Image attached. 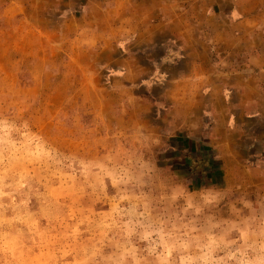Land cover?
<instances>
[{
    "label": "rangeland",
    "instance_id": "1",
    "mask_svg": "<svg viewBox=\"0 0 264 264\" xmlns=\"http://www.w3.org/2000/svg\"><path fill=\"white\" fill-rule=\"evenodd\" d=\"M96 2L0 0V264H264V173L119 107Z\"/></svg>",
    "mask_w": 264,
    "mask_h": 264
},
{
    "label": "crops",
    "instance_id": "2",
    "mask_svg": "<svg viewBox=\"0 0 264 264\" xmlns=\"http://www.w3.org/2000/svg\"><path fill=\"white\" fill-rule=\"evenodd\" d=\"M93 6L102 18L78 34L118 75L120 108L152 109L156 138L213 156L218 172L235 171L245 155L248 171L264 173V0Z\"/></svg>",
    "mask_w": 264,
    "mask_h": 264
}]
</instances>
